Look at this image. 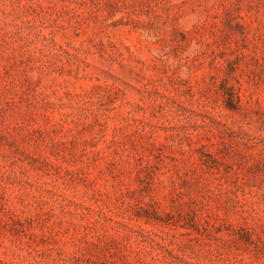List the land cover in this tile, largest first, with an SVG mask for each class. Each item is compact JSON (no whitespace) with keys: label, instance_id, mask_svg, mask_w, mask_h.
<instances>
[{"label":"rangeland","instance_id":"obj_1","mask_svg":"<svg viewBox=\"0 0 264 264\" xmlns=\"http://www.w3.org/2000/svg\"><path fill=\"white\" fill-rule=\"evenodd\" d=\"M0 264H264V0H0Z\"/></svg>","mask_w":264,"mask_h":264}]
</instances>
